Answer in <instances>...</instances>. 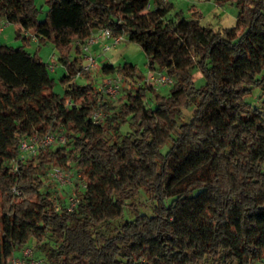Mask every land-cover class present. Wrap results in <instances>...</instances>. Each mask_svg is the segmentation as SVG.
<instances>
[{"label":"trees","instance_id":"1","mask_svg":"<svg viewBox=\"0 0 264 264\" xmlns=\"http://www.w3.org/2000/svg\"><path fill=\"white\" fill-rule=\"evenodd\" d=\"M226 1L238 7L235 24L215 29L194 8L168 17L163 0H44L43 20L35 0H0V21L21 40L0 43V264L31 244L43 264L260 263L264 0ZM98 29L137 42L149 69L173 83L156 88L133 64L104 62L97 74H119L127 87L117 104L82 69V44ZM32 37L57 50L63 95L27 48ZM254 88L257 107L247 100ZM47 132L64 143L21 158V140ZM54 166L77 180L56 189ZM140 192L150 211L126 217Z\"/></svg>","mask_w":264,"mask_h":264},{"label":"rangeland","instance_id":"2","mask_svg":"<svg viewBox=\"0 0 264 264\" xmlns=\"http://www.w3.org/2000/svg\"><path fill=\"white\" fill-rule=\"evenodd\" d=\"M177 1H178L177 3H174L173 0L167 2L170 7L169 13L167 15L168 17L172 16L175 12H180L183 15L188 16L190 9L194 8L200 12V23L203 25H207L217 29L224 27L229 28L234 26L235 24L238 13V7L235 2L226 1L223 3H219L218 0H177ZM35 3L39 8L37 17L39 20H43L47 10V4L44 2V0H35ZM31 41L32 43L27 48L31 52H37V54L41 57V59L49 64L50 75L55 79V84L53 85V91L56 92L57 94L63 95L65 92V84H63L60 81V77L65 74L66 70L58 60L57 50L53 47V45L49 43L37 44L35 39H33V37ZM86 41L87 39H85L83 43H86ZM0 43L11 46H18L21 43V40L16 37V28L14 24L8 23L4 27V29L0 31ZM96 44L99 45L98 51L100 58L106 60L104 62L114 64L115 66L124 63H131L136 67L137 73L142 75L144 80L146 79L149 72L148 71L149 67L147 65V58L141 46L137 42L130 41L123 36L115 45L111 46V48L107 51L102 50V42H98ZM93 45H91L90 47V52L92 54H94ZM82 54L83 52L81 53V55ZM51 65H53L54 69L50 68ZM151 71L152 73L150 74L155 76L157 72L160 71V69L153 68L151 69ZM88 72L91 78L93 79L94 85L96 86V88H98L101 85L102 80L105 78V75L101 77L100 74H95V70H91ZM112 75L120 78L121 80V88L113 98L117 100L116 103L119 104L118 99L122 95H124V93L127 90V87L125 86L121 75L119 74H112ZM193 77L196 80L197 85H200L203 82L201 78V73L199 71L194 70ZM76 80L77 82L81 83L80 78H77ZM152 85L157 87L155 83ZM166 88H168V86L161 87L160 89L164 90ZM260 94H261V90L259 88H254L251 94L247 96V100L252 104L253 107L260 106L261 103L259 98ZM109 97L112 98L111 96ZM169 144L170 143H168L167 145L169 146ZM72 177L74 180L75 179L77 180L76 175H72ZM47 180H49V182L52 183L51 185L53 187L55 186L56 189L58 186H62L61 185L62 182L59 183L56 180H52L51 178H48ZM71 189L72 188L68 187L65 190L66 195L71 193ZM151 204H152L151 198L144 192H140L138 196L132 200V204L127 206L126 217L131 216L133 212L132 210L135 207L143 211H150ZM121 222L122 219L116 221L115 224L117 225ZM32 243H35V241H32ZM37 255L40 257L43 256V254L41 255L37 254ZM152 263L156 264V261L154 260L152 261Z\"/></svg>","mask_w":264,"mask_h":264},{"label":"built area","instance_id":"3","mask_svg":"<svg viewBox=\"0 0 264 264\" xmlns=\"http://www.w3.org/2000/svg\"><path fill=\"white\" fill-rule=\"evenodd\" d=\"M164 2H170L171 0H163ZM8 21L2 20L0 23V31L8 24ZM123 36H111L109 29H98L96 32L92 33L87 39L86 43L82 44V69L84 71H91L98 69L100 67L96 56L90 52V47L93 44L102 42V50L107 51L111 46L115 45ZM54 69L53 65L50 67ZM151 70H149L148 75L145 81L149 84H156L158 88L169 87L173 83V78L160 70L154 76ZM154 86V85H153ZM155 87V86H154ZM156 87V88H157ZM121 88V80L118 77L113 76L112 74H106L105 78L102 80L99 90L106 93L108 96H111L112 99L115 97L116 93L119 92ZM71 104V102H68ZM93 119L95 122L101 121L103 118V113L100 111H94ZM64 143V136L58 132H47L44 135H34L28 138L21 140L20 142V151L21 158L25 155H32L37 153L39 150L46 147H53L59 144ZM68 170H64L58 166H54L50 173L49 178L56 180L57 182H62L61 185H70L72 184V173ZM63 186V187H64ZM67 209L71 210L77 202V198L74 195L67 196ZM9 264H43L42 257H39L36 253L34 245H28L22 249L19 254L13 255ZM134 264H146L143 260H139ZM259 264H264V258L260 261Z\"/></svg>","mask_w":264,"mask_h":264},{"label":"crops","instance_id":"4","mask_svg":"<svg viewBox=\"0 0 264 264\" xmlns=\"http://www.w3.org/2000/svg\"><path fill=\"white\" fill-rule=\"evenodd\" d=\"M172 1V0H171ZM173 2L174 3H177L178 1L177 0H173ZM98 47H99V45L98 44H94L93 45V52H94V54L93 55H95L96 56V58H97V61H98V63H99V65L101 66L102 65V63H104V61H106V60H104L103 58H100V56H99V49H98ZM149 70H151V69H149ZM148 70V71H149ZM99 70L98 69H95V74H97L96 72H98ZM99 74V73H98ZM101 77H103V76H101ZM99 88V87H98Z\"/></svg>","mask_w":264,"mask_h":264}]
</instances>
